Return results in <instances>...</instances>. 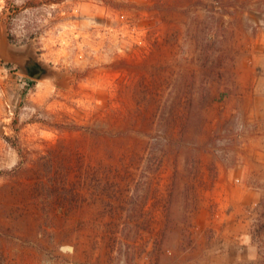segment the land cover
Returning a JSON list of instances; mask_svg holds the SVG:
<instances>
[{"label": "rangeland", "instance_id": "1", "mask_svg": "<svg viewBox=\"0 0 264 264\" xmlns=\"http://www.w3.org/2000/svg\"><path fill=\"white\" fill-rule=\"evenodd\" d=\"M154 1L165 7L155 11ZM187 1L0 0V44L15 52L30 48L51 70L32 80L0 52V264H250L257 258L251 232L264 195V117L250 116L253 104L241 95L250 82L237 75L260 49L252 39L264 33V13L249 7L258 0H237V8L219 12L233 60L211 91L226 95L202 112V129L192 123L182 140L171 133L167 113L172 97L187 91L190 74L196 96L195 21L207 12L166 7ZM190 148L203 180L214 166V184L196 192L191 236L161 234V203L175 170L179 184L186 180ZM57 179L64 187L53 184ZM187 197L175 196L172 206L180 227L184 201L195 195ZM143 219L149 229L126 225Z\"/></svg>", "mask_w": 264, "mask_h": 264}, {"label": "trees", "instance_id": "2", "mask_svg": "<svg viewBox=\"0 0 264 264\" xmlns=\"http://www.w3.org/2000/svg\"><path fill=\"white\" fill-rule=\"evenodd\" d=\"M106 1V0H101ZM237 0H189L186 2V5L182 8H177L176 6H167L166 9H180L185 13L189 10L203 8L207 12V17L205 20H196L195 27L198 35H196V46L199 53V85L196 89V96L191 94V89L194 86L193 76L189 75V80L186 84L187 91L183 94H176L172 97L173 105L167 113V120L171 125V133H178L179 138L186 139L187 131L189 125L196 123L198 128L202 129V124L205 121L203 116V111L208 108L213 103L219 102L225 97L226 92L216 89L213 93L211 91L212 85H218L228 72V67H231V62L233 60L232 55L230 54L229 47V37L231 33L226 27L225 20L220 16L219 12L227 11L228 9L237 8ZM238 3H240L238 1ZM162 7H165V4L154 1L152 8L155 11H159ZM249 7H255L256 12L264 13V0H258L254 4H250ZM248 9V7H246ZM223 10V11H222ZM226 13V12H224ZM217 15L218 17H216ZM198 149V146H197ZM200 149V148H199ZM202 149V148H201ZM189 155L185 157V166L187 170L186 179L182 184L180 179L177 177V171H174L172 176V181L167 189L165 197L161 203V209L164 215V224L161 228L160 233H166L169 231H176L179 235L194 233V230H190L191 226L189 224V216L194 210H196V192L200 187L209 184L213 186L216 174L214 166L210 165L209 174L207 180H203L200 175L199 165L200 159L198 155L192 153L194 148H190ZM203 150H200L202 152ZM156 158V157H154ZM151 157L148 158L146 168L151 170ZM162 157L157 158V167L161 164ZM58 182L59 186H63V181L59 183L58 179L54 180ZM52 184V185H53ZM134 188V192L135 189ZM189 191H192L195 195V198L191 199L190 204L184 201L182 210L183 216L182 221H184L183 227L174 222L171 217L172 206L174 203V198L177 195H182V197L187 199ZM178 193V194H177ZM71 194V192H67ZM175 195V196H174ZM133 199V192L128 197V200ZM124 204H129V201L123 202ZM127 206V205H126ZM139 215L144 217L145 211L138 212ZM133 220L128 221L126 225L131 224L140 229H149L150 223L148 220ZM188 242L190 238H187ZM251 239L257 245V258L250 264H264V195L261 196L260 201L257 206V215L255 218V223L252 226ZM161 241V240H160ZM159 241V243H160ZM189 242V243H190ZM156 243V242H155ZM154 243V246H155ZM193 245V243H192Z\"/></svg>", "mask_w": 264, "mask_h": 264}, {"label": "crops", "instance_id": "3", "mask_svg": "<svg viewBox=\"0 0 264 264\" xmlns=\"http://www.w3.org/2000/svg\"><path fill=\"white\" fill-rule=\"evenodd\" d=\"M260 30L263 31L264 28ZM252 42V47L258 46L262 50H256L257 53L252 52V55L248 56V59L240 67L237 77L238 81L250 82V87L242 90L241 95L246 97V103H250L248 106L253 104L249 107L250 116L256 115L259 118V116L264 117V33L260 38L252 39ZM257 72H259L258 75ZM254 103L262 105V108H257Z\"/></svg>", "mask_w": 264, "mask_h": 264}, {"label": "water", "instance_id": "4", "mask_svg": "<svg viewBox=\"0 0 264 264\" xmlns=\"http://www.w3.org/2000/svg\"><path fill=\"white\" fill-rule=\"evenodd\" d=\"M2 60L6 63L13 64L20 69L22 74L32 80H40L51 75V70L32 53L30 48L24 51L15 52L4 49L0 44Z\"/></svg>", "mask_w": 264, "mask_h": 264}]
</instances>
